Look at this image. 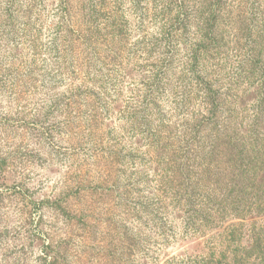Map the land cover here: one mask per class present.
<instances>
[{
	"label": "rangeland",
	"instance_id": "374dc122",
	"mask_svg": "<svg viewBox=\"0 0 264 264\" xmlns=\"http://www.w3.org/2000/svg\"><path fill=\"white\" fill-rule=\"evenodd\" d=\"M225 134L264 135V0H0V264H264Z\"/></svg>",
	"mask_w": 264,
	"mask_h": 264
},
{
	"label": "trees",
	"instance_id": "16d2710c",
	"mask_svg": "<svg viewBox=\"0 0 264 264\" xmlns=\"http://www.w3.org/2000/svg\"><path fill=\"white\" fill-rule=\"evenodd\" d=\"M259 114H262V111H259ZM258 121V118L255 116L251 128H254ZM249 137L250 141L241 142L240 144H233V139L230 134L214 137L215 144L211 148L215 146V149L210 151L212 153L215 150L217 158H220L221 163L225 165L223 166V170L220 168V163L217 166L218 171L219 169L222 170V177L216 174V176L210 177L208 181L214 184L215 188L223 183V186L226 188V196L231 194L235 186L255 181L257 189L256 193L252 194V197H254L255 201L259 200L258 205L264 207V193H262L263 190L259 189V186L264 185V135L260 138L256 137V135ZM258 180L260 181L259 186L257 184ZM225 181L226 185L224 183ZM204 197L206 199L205 203L211 200V196L208 194ZM249 200V203L253 204L254 201L252 199ZM217 211L220 214L221 210L217 209Z\"/></svg>",
	"mask_w": 264,
	"mask_h": 264
}]
</instances>
